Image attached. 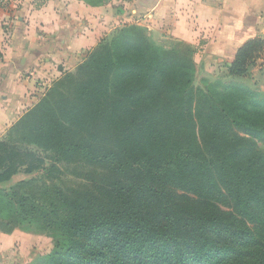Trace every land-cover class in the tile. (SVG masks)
<instances>
[{
	"label": "trees",
	"instance_id": "1",
	"mask_svg": "<svg viewBox=\"0 0 264 264\" xmlns=\"http://www.w3.org/2000/svg\"><path fill=\"white\" fill-rule=\"evenodd\" d=\"M193 56L184 42L165 49L143 28L124 26L6 132L104 170L99 182L87 173L92 190L64 199L76 208L70 215L47 221L53 248L32 264H264V155L252 151L264 143V97L241 85L195 88ZM258 62L263 69L264 39L255 38L227 73L246 77ZM42 164L0 139V185ZM11 189L16 196L0 189L4 231L28 213L26 198L13 201L21 187ZM214 191L252 226L207 205ZM132 196L145 198L147 217Z\"/></svg>",
	"mask_w": 264,
	"mask_h": 264
},
{
	"label": "crops",
	"instance_id": "2",
	"mask_svg": "<svg viewBox=\"0 0 264 264\" xmlns=\"http://www.w3.org/2000/svg\"><path fill=\"white\" fill-rule=\"evenodd\" d=\"M90 1L0 0V139L47 88L124 26L143 28L161 47L184 42L194 50L196 67L227 76L237 50L264 39V0ZM37 238L1 227L0 264L31 261Z\"/></svg>",
	"mask_w": 264,
	"mask_h": 264
},
{
	"label": "rangeland",
	"instance_id": "3",
	"mask_svg": "<svg viewBox=\"0 0 264 264\" xmlns=\"http://www.w3.org/2000/svg\"><path fill=\"white\" fill-rule=\"evenodd\" d=\"M174 47H176V43H172V45L162 48L171 49ZM89 56L90 52L87 54L84 61ZM259 63L260 62L254 65L253 68L250 69L251 71L249 74H247V77L244 78H228L229 75L227 76L224 70L206 72L199 69V66L197 65L198 67H196L193 85L195 88H203L206 85L213 84H217L219 86L241 85L242 87L259 94L261 97H264V74L262 73L264 72V68L262 69L259 66ZM256 66L260 67L262 71H259ZM76 73L77 70L69 74L75 75ZM72 82L74 83H68L64 88V92L66 94L69 92L71 86H76L78 80L76 79ZM51 87L45 90V94L51 89ZM239 134L242 135L241 132H239ZM4 136L2 137V140H7L12 146L17 147L22 151H29L32 154H35V156L43 162L40 170L32 174H25L23 169L15 175L9 183L0 185V189H4L2 191H6L7 194L14 193L15 196L16 193L11 189V187L19 185L21 187V192L20 194L18 193L19 195L17 197L13 198V201L19 200L21 196L27 199L24 206L25 208L23 209L28 211V213L25 216L21 212L23 214L22 216H25L24 218L26 219L23 222L22 218V224H19L20 226H16L18 227L17 229L23 231L24 233L34 235V238L36 236L38 237L36 239L37 241H34L36 243H33L34 246L31 247L33 250V254L30 256L31 261L28 260V263H25L32 264L36 258L49 254L53 248L54 239L52 238V233L50 232L47 221L49 222L55 219L63 220L65 217L70 215L76 208L66 204L64 199H74V192H72L74 190H77L76 192L92 190L95 185L89 178H87V173L90 175L96 174L94 176L97 179V182H99L102 179L101 174L104 173V170H100L101 168H87V165L83 161L78 160L76 157L72 158L69 162L67 160L57 159L53 149L47 146L43 147L33 143H27V141L24 140V134H21L20 132H14L5 138ZM252 151L264 155V143L260 140L254 141V148ZM180 193H184L187 198L193 202L199 200L198 197L190 191ZM134 199H137L142 216L147 217L149 214V208L145 198L141 196H132L131 200L134 201ZM206 204L218 213H223L231 219L236 220L238 226L241 225L240 223H244L248 227L252 226L247 219L237 214L233 202L227 197L225 192L214 191L212 198L208 200ZM19 207V205H16L17 209ZM45 218L47 220H45ZM4 228L5 227L2 225V231H4ZM28 240L29 239L24 240V245L29 244Z\"/></svg>",
	"mask_w": 264,
	"mask_h": 264
}]
</instances>
